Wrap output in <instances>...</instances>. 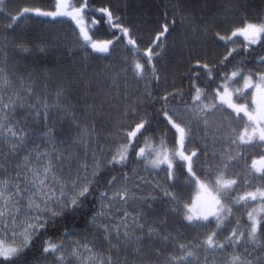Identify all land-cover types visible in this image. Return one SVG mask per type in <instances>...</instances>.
I'll return each instance as SVG.
<instances>
[{
	"label": "snow or ice",
	"instance_id": "obj_1",
	"mask_svg": "<svg viewBox=\"0 0 264 264\" xmlns=\"http://www.w3.org/2000/svg\"><path fill=\"white\" fill-rule=\"evenodd\" d=\"M196 8L0 0V264H264V8Z\"/></svg>",
	"mask_w": 264,
	"mask_h": 264
},
{
	"label": "trees",
	"instance_id": "obj_2",
	"mask_svg": "<svg viewBox=\"0 0 264 264\" xmlns=\"http://www.w3.org/2000/svg\"><path fill=\"white\" fill-rule=\"evenodd\" d=\"M25 0H16V3H23ZM47 3L52 2V0H46ZM177 0H96V5L99 7L101 3H111L115 6H119L122 14L127 17H142L141 22L144 21H152L158 18L159 16V8L162 3L173 4L176 3ZM185 5L189 7L190 10H195L196 14L199 15L198 8L196 5L201 2V0H184ZM215 3L219 4L222 0H214ZM238 3L242 5H248L249 11L254 12L257 9L264 8V3L262 0H237ZM51 29L53 26L47 22V18L41 19H32L26 22H22L19 31H24L27 33L29 37L35 35L41 28ZM55 31L64 34L65 32L70 31L68 22L65 20L63 23L57 22L55 24ZM182 37V27L179 23V19H177V28L171 37L168 39V43L170 45L173 42H176L177 45ZM111 37L107 34L105 28H99L96 31L94 39H110ZM242 40V38H240ZM240 40H237L236 43L239 44ZM232 45H229L231 47ZM175 55L171 50L167 54V57L164 61L161 62V67L165 70L162 72V75H167V80L161 82V87H168L171 90V86L175 84V87L187 88V80H182V77L187 73V68L180 66L177 67L172 58ZM69 53L64 52L62 54H57L55 57L52 54H49L46 57H43L44 63L52 68L54 71H60L62 68L67 67L69 65ZM78 58V56H77ZM31 59V58H30ZM107 61H105L106 63ZM203 87V85H201ZM171 135V134H169ZM194 146V145H190ZM72 224L69 222V227Z\"/></svg>",
	"mask_w": 264,
	"mask_h": 264
}]
</instances>
